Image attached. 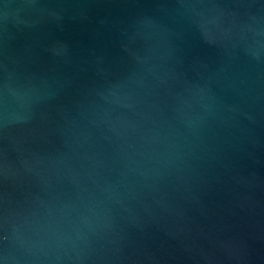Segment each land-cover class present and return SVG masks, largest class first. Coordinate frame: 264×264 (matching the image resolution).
<instances>
[{"label":"water","instance_id":"obj_1","mask_svg":"<svg viewBox=\"0 0 264 264\" xmlns=\"http://www.w3.org/2000/svg\"><path fill=\"white\" fill-rule=\"evenodd\" d=\"M0 264H264V0H0Z\"/></svg>","mask_w":264,"mask_h":264}]
</instances>
